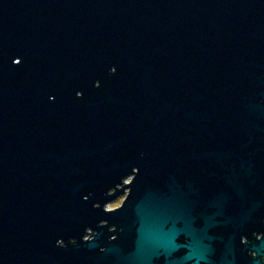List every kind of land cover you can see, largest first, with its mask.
Here are the masks:
<instances>
[{
  "label": "water",
  "instance_id": "water-1",
  "mask_svg": "<svg viewBox=\"0 0 264 264\" xmlns=\"http://www.w3.org/2000/svg\"><path fill=\"white\" fill-rule=\"evenodd\" d=\"M247 227L262 264L264 0H0V264H235Z\"/></svg>",
  "mask_w": 264,
  "mask_h": 264
},
{
  "label": "flooded vegetation",
  "instance_id": "flooded-vegetation-1",
  "mask_svg": "<svg viewBox=\"0 0 264 264\" xmlns=\"http://www.w3.org/2000/svg\"><path fill=\"white\" fill-rule=\"evenodd\" d=\"M261 237L262 234H258L255 230H251V232H249L248 227L244 229V233L240 234L239 236V241L234 240V244L231 243L232 249L234 250L235 264H238V256H240L239 253L244 254L243 261L245 262L246 260L247 263L250 261V259H254L256 257V254L254 252H251L249 249H244L243 246H248V242L253 243L254 240H259ZM215 248L216 249L213 256L211 257V259L209 258L210 262L200 264H220V250L223 251V244L216 243ZM261 263L264 264V257L261 258Z\"/></svg>",
  "mask_w": 264,
  "mask_h": 264
},
{
  "label": "rangeland",
  "instance_id": "rangeland-1",
  "mask_svg": "<svg viewBox=\"0 0 264 264\" xmlns=\"http://www.w3.org/2000/svg\"><path fill=\"white\" fill-rule=\"evenodd\" d=\"M124 197H119L117 199H115L114 201H112L109 205H108V209H115L117 207H119L123 201Z\"/></svg>",
  "mask_w": 264,
  "mask_h": 264
}]
</instances>
